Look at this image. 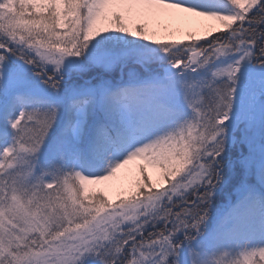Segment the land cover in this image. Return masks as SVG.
Returning a JSON list of instances; mask_svg holds the SVG:
<instances>
[{
    "label": "snow or ice",
    "instance_id": "snow-or-ice-1",
    "mask_svg": "<svg viewBox=\"0 0 264 264\" xmlns=\"http://www.w3.org/2000/svg\"><path fill=\"white\" fill-rule=\"evenodd\" d=\"M0 264H264V0H0Z\"/></svg>",
    "mask_w": 264,
    "mask_h": 264
},
{
    "label": "rangeland",
    "instance_id": "rangeland-1",
    "mask_svg": "<svg viewBox=\"0 0 264 264\" xmlns=\"http://www.w3.org/2000/svg\"><path fill=\"white\" fill-rule=\"evenodd\" d=\"M210 23H214V22H210ZM135 166H136V165L133 164V165H130L129 167H130V168H135ZM149 171H150V173H153V170H152V169H149ZM153 174H154V173H153Z\"/></svg>",
    "mask_w": 264,
    "mask_h": 264
}]
</instances>
